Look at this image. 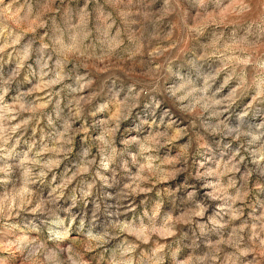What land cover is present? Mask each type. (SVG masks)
<instances>
[{
    "label": "clouds",
    "instance_id": "clouds-1",
    "mask_svg": "<svg viewBox=\"0 0 264 264\" xmlns=\"http://www.w3.org/2000/svg\"><path fill=\"white\" fill-rule=\"evenodd\" d=\"M0 264H264V0H0Z\"/></svg>",
    "mask_w": 264,
    "mask_h": 264
},
{
    "label": "rangeland",
    "instance_id": "rangeland-1",
    "mask_svg": "<svg viewBox=\"0 0 264 264\" xmlns=\"http://www.w3.org/2000/svg\"><path fill=\"white\" fill-rule=\"evenodd\" d=\"M181 51H183V49Z\"/></svg>",
    "mask_w": 264,
    "mask_h": 264
}]
</instances>
